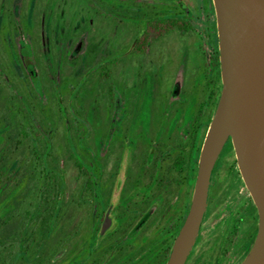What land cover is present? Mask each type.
<instances>
[{"label":"rangeland","instance_id":"1","mask_svg":"<svg viewBox=\"0 0 264 264\" xmlns=\"http://www.w3.org/2000/svg\"><path fill=\"white\" fill-rule=\"evenodd\" d=\"M181 1L190 14L187 28L163 32V25L185 18L176 0H0V102L15 101L27 114L19 118L32 138L41 140L40 133L51 147L65 169V199L74 201L90 176L102 197L101 164L86 172V162L94 157L108 165L103 177L116 179L119 168L112 162L121 161L124 176L134 178L162 112L161 118L168 114L163 143L169 148L177 146L181 131H190L193 104L206 92L203 72L212 68L219 39L216 15L208 14L204 0ZM50 11H56V22ZM147 28L149 41L143 43ZM146 128L151 129L148 138L142 133ZM110 132L120 146L113 154L107 148ZM4 134L0 129V144ZM172 160L165 159L166 171ZM222 160L187 264H240L256 238L258 210L236 164L234 145ZM72 209L64 211L58 225L66 236L57 227L52 247L69 241L75 231ZM76 235L53 264H69L74 247L87 236L85 230Z\"/></svg>","mask_w":264,"mask_h":264},{"label":"flooded vegetation","instance_id":"2","mask_svg":"<svg viewBox=\"0 0 264 264\" xmlns=\"http://www.w3.org/2000/svg\"><path fill=\"white\" fill-rule=\"evenodd\" d=\"M56 2L55 7L58 6ZM176 2L178 7L188 14V17L185 16L184 19H179L184 20L187 25V19L190 15L189 10L181 6V3H183L181 0H176ZM78 3H81V1ZM204 3L209 15L212 12L215 13L213 0H204ZM60 8L57 9L60 10ZM56 14V11H50L49 14V18L53 19L54 22L57 20L55 19ZM167 20L168 22L171 21V19ZM148 32L149 28L146 30V36H149ZM54 34L53 32L52 35ZM165 34L167 32L159 37ZM48 36L51 35L48 34ZM203 67L207 68L208 66ZM203 73V85L206 92L202 100L197 99L193 104V113L190 117L192 118V127L188 133L181 131L184 136L180 134L177 146L169 148V144L163 143L168 114L165 118H161L163 117L162 112L159 117L158 128L155 130L153 137L147 139L150 140V144L146 159L141 162L139 173L134 178L124 176L121 161H111L112 165L119 168L116 179L114 175L113 177H103L104 169L106 170L108 165L102 164L99 158L94 157L91 162H86V167L90 168L86 172L96 168L97 163L101 164L100 166L103 169L100 177L102 180L100 183L102 197L100 198V195L95 191L97 183L93 182V178L90 176L85 179L81 192L72 201L74 209L70 210L73 214L70 216L69 221H72V224L74 222L76 228L67 242L71 247L75 242L74 239L78 236L76 235L77 231L85 230L87 236L74 247L69 264H167L176 237L191 207L200 154L221 98L223 84L219 45L218 55L214 59L212 68ZM178 90V86L173 90L174 100L178 98ZM169 108L170 106L168 110ZM205 129L207 130L204 137ZM150 132L151 129L148 128L142 130L146 138L149 137ZM112 134L111 132L108 133L111 141L107 148L109 153L113 154L115 146L116 148L120 146L115 144L118 143L117 141L112 140L114 138ZM231 144L233 145V142L229 139L215 164L208 209L203 224L207 218L213 194L216 192L217 175L223 165L224 153ZM112 154L109 157H112ZM191 157L195 160L196 172L194 179L191 178L189 168H187V162ZM167 158L173 159L169 171H166L164 166ZM180 161L185 162V165L180 167ZM236 162L239 168L238 160ZM150 167L154 168V171L147 179L145 173ZM82 190L85 192L83 193ZM82 195H84V200L80 201L84 203L85 209H78L77 199ZM94 205L96 209H94ZM81 213L82 215H80ZM105 224H107V231L104 235H101ZM203 224L199 237L202 233ZM59 228L64 227L62 225L58 226ZM67 242L61 240L56 242V256L53 261L58 260L66 251L65 245Z\"/></svg>","mask_w":264,"mask_h":264},{"label":"water","instance_id":"3","mask_svg":"<svg viewBox=\"0 0 264 264\" xmlns=\"http://www.w3.org/2000/svg\"><path fill=\"white\" fill-rule=\"evenodd\" d=\"M213 3L222 93L200 154L191 207L167 264H186L197 242L213 170L229 139L259 216L256 238L240 264H264V0ZM106 231L107 224L101 235Z\"/></svg>","mask_w":264,"mask_h":264},{"label":"trees","instance_id":"4","mask_svg":"<svg viewBox=\"0 0 264 264\" xmlns=\"http://www.w3.org/2000/svg\"><path fill=\"white\" fill-rule=\"evenodd\" d=\"M169 23L162 26L163 32L187 28L181 20ZM158 27L155 24L153 28ZM149 37L141 41L147 43ZM15 103L12 99L5 104L0 102V129L5 132L0 144V264H53L56 248L50 243L64 211L72 207V201L65 199V169L40 133L41 140L32 138L24 118H19L25 113ZM194 163V158H189L187 168L192 179L196 172ZM179 164L182 167L185 162ZM80 200H84V195L77 199V208L85 209ZM58 232L66 236L65 228ZM252 245L253 242L246 254Z\"/></svg>","mask_w":264,"mask_h":264}]
</instances>
